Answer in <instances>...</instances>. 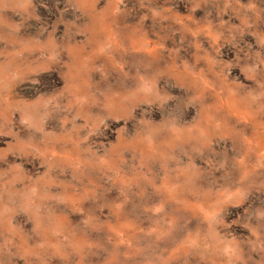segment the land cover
Wrapping results in <instances>:
<instances>
[{
	"label": "rangeland",
	"instance_id": "rangeland-1",
	"mask_svg": "<svg viewBox=\"0 0 264 264\" xmlns=\"http://www.w3.org/2000/svg\"><path fill=\"white\" fill-rule=\"evenodd\" d=\"M0 264H264V0H0Z\"/></svg>",
	"mask_w": 264,
	"mask_h": 264
}]
</instances>
